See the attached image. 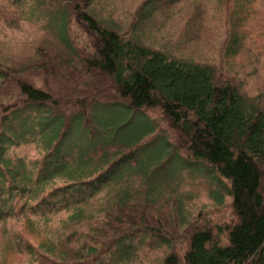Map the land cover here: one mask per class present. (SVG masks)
<instances>
[{
	"label": "trees",
	"instance_id": "trees-1",
	"mask_svg": "<svg viewBox=\"0 0 264 264\" xmlns=\"http://www.w3.org/2000/svg\"><path fill=\"white\" fill-rule=\"evenodd\" d=\"M179 1L144 0L125 26L97 0H0L33 28L28 52L0 42V225L24 264H264V54L241 34L264 0H216L225 72L141 37ZM241 54L250 69L227 62ZM178 169L218 205L226 186L230 223L176 210Z\"/></svg>",
	"mask_w": 264,
	"mask_h": 264
},
{
	"label": "rangeland",
	"instance_id": "rangeland-1",
	"mask_svg": "<svg viewBox=\"0 0 264 264\" xmlns=\"http://www.w3.org/2000/svg\"><path fill=\"white\" fill-rule=\"evenodd\" d=\"M143 1L97 0V3L93 5L98 15L124 22V25L128 26L133 22L134 13ZM226 18L227 11L224 3L218 4L216 0H181L168 6L156 8L155 13L143 22L140 35L147 44L153 43L155 46L167 47L172 53L189 57L200 63L213 64L225 72L223 44L225 43ZM32 31L33 28L27 27L26 24H14L13 26L4 23L0 18V42L4 44L1 49L5 51L14 47L17 50L28 52L31 50L28 37ZM241 34H244L243 40L249 42L254 52L258 53V50L264 54V18L248 21ZM243 55L227 57V62L237 70L250 69V66L245 64ZM245 55L247 56V53ZM253 83L255 81L250 79L249 84ZM107 90V87L103 88V91ZM86 114L91 115L93 113L87 112ZM150 116L158 117V114L152 112ZM36 152L37 150L33 148L30 151L31 154ZM172 164H177V162L172 161ZM172 177L176 178L178 188L184 192L183 195L189 196L186 206L182 204L176 209L189 210L188 222L192 219L195 220L199 214L203 215L204 223L224 224L231 222L233 219L231 197L226 191V186L225 192L219 190L223 198L221 204L218 205L213 200V194L209 193L215 191L212 186L213 180H209L201 174H196L191 178L189 174L182 175L181 170L175 172ZM223 182L225 185L227 184L226 180ZM19 225L21 226V224ZM5 229L8 228H5V225H0V261L3 264H24L25 256L5 247L6 241L3 243L6 237ZM160 253H152L143 261H152Z\"/></svg>",
	"mask_w": 264,
	"mask_h": 264
}]
</instances>
